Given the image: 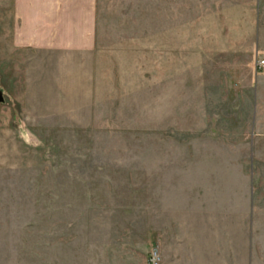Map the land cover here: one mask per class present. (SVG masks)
<instances>
[{"label":"rangeland","instance_id":"374dc122","mask_svg":"<svg viewBox=\"0 0 264 264\" xmlns=\"http://www.w3.org/2000/svg\"><path fill=\"white\" fill-rule=\"evenodd\" d=\"M252 23L264 0H0V264H264Z\"/></svg>","mask_w":264,"mask_h":264},{"label":"crops","instance_id":"0c3cea01","mask_svg":"<svg viewBox=\"0 0 264 264\" xmlns=\"http://www.w3.org/2000/svg\"><path fill=\"white\" fill-rule=\"evenodd\" d=\"M254 1L256 4V0H252V11L254 9ZM251 44H252V54L255 53V51L259 48H264V29H262L260 27V25L258 23H252V28H251ZM263 45V46H262ZM254 102H255V107H256V87H255V91H254ZM255 122L253 123L254 125H256L257 121L254 117ZM253 120V121H254ZM250 127L251 130L249 132V150L252 154V118H251V122H250Z\"/></svg>","mask_w":264,"mask_h":264},{"label":"built area","instance_id":"2783aa9c","mask_svg":"<svg viewBox=\"0 0 264 264\" xmlns=\"http://www.w3.org/2000/svg\"><path fill=\"white\" fill-rule=\"evenodd\" d=\"M254 69L256 74L258 75L264 74V55H259V54L257 55ZM151 258H152L151 262L155 264L156 257L152 256Z\"/></svg>","mask_w":264,"mask_h":264}]
</instances>
